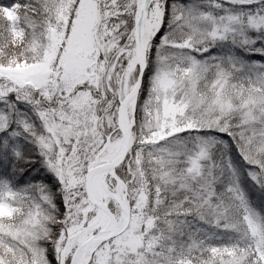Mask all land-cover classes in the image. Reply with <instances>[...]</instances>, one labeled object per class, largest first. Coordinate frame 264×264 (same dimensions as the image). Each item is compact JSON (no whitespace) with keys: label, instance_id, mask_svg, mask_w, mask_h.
<instances>
[{"label":"snow or ice","instance_id":"snow-or-ice-1","mask_svg":"<svg viewBox=\"0 0 264 264\" xmlns=\"http://www.w3.org/2000/svg\"><path fill=\"white\" fill-rule=\"evenodd\" d=\"M0 264H264V0H0Z\"/></svg>","mask_w":264,"mask_h":264}]
</instances>
